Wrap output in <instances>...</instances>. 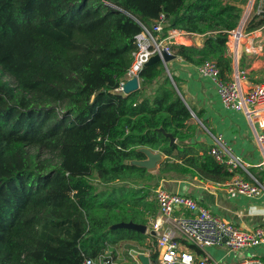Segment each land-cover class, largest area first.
<instances>
[{
    "label": "trees",
    "instance_id": "16d2710c",
    "mask_svg": "<svg viewBox=\"0 0 264 264\" xmlns=\"http://www.w3.org/2000/svg\"><path fill=\"white\" fill-rule=\"evenodd\" d=\"M247 1L0 0V264L112 262L109 247L122 241L157 260L153 235L110 226H149L154 190L172 173L214 181L233 173L198 138L168 65L170 75L162 61L143 66L137 90H117L134 37L163 14L161 37L202 35L200 46L170 44L173 54L194 65L212 59L230 79L227 33ZM262 25L264 11L246 31ZM140 147L164 155L156 173L130 163L145 157Z\"/></svg>",
    "mask_w": 264,
    "mask_h": 264
},
{
    "label": "built area",
    "instance_id": "2783aa9c",
    "mask_svg": "<svg viewBox=\"0 0 264 264\" xmlns=\"http://www.w3.org/2000/svg\"><path fill=\"white\" fill-rule=\"evenodd\" d=\"M263 11L264 0H248L243 6L238 26L227 33L226 45L234 59H237L239 54V46L242 42L240 37L248 41L258 37L261 43H264V25L249 32L246 31L252 17ZM164 19V15L161 14L150 28L143 27V30L135 35L132 61L124 79L119 83L118 91L122 92V85L126 80L133 76L139 78V71L152 55L161 53V50L172 53L169 45L178 37L186 39L192 35H199L171 29L166 36L161 37ZM197 71L200 76L208 78L213 83L225 107L242 111L250 122L258 125L260 130L256 138L264 152V81L247 86L243 83L246 77L245 71L238 69L235 70L231 79H224L219 73L216 62L212 59L197 65ZM208 152L233 173V177L227 184L228 191L247 197L261 195L263 186L256 179L248 180L239 175L240 171L247 172V167L221 137L213 138ZM154 199L158 205V213L149 220V228L154 232L155 248L159 252L155 264H225L211 257L206 252V248L224 243L228 251L238 252L251 247L264 246V224L247 229L240 228L211 213L193 197L168 191L161 186L154 190ZM178 210L184 212L178 213ZM183 241L193 245L195 250L189 249ZM197 249L200 253L196 252ZM133 261L134 264H140L138 258L133 257ZM104 262L115 264L113 261L105 260ZM85 263L96 264L97 262L87 259ZM229 264H264V258L254 254L241 256Z\"/></svg>",
    "mask_w": 264,
    "mask_h": 264
},
{
    "label": "crops",
    "instance_id": "0c3cea01",
    "mask_svg": "<svg viewBox=\"0 0 264 264\" xmlns=\"http://www.w3.org/2000/svg\"><path fill=\"white\" fill-rule=\"evenodd\" d=\"M241 41L243 42V39ZM174 43L200 46L202 36L192 35L186 39L178 37ZM244 44L241 43L239 46L240 53L237 59L232 57L233 72L229 78L231 79L235 70L238 69L246 73L245 81H243L245 85L250 86L257 82H263L264 80H260L261 77L259 76L264 74V59L262 57L264 43H259L256 46L257 48L252 44L248 52L245 51L247 47H244ZM241 56L245 57L243 69H239L238 67V61ZM167 65L173 75L178 78L182 91V95L180 92L179 94L188 107L192 109L193 117L201 126L197 135L198 138H201L211 146L214 137H221L247 167L248 171H240L239 175L248 180L256 179L264 189V152L256 138V134L260 130L258 125L250 122L242 111L225 107L213 83L208 78L199 75L197 65L186 62L176 55ZM252 74L254 75L253 77ZM163 158L164 155L162 154ZM157 168L158 163L155 169L149 171L156 173ZM230 179L214 181L201 178L198 175L172 173L171 176L159 180L157 187L161 186L171 192L189 195L211 213L232 222L240 228L247 229L264 224V190L257 197H247L242 194L233 193L227 189ZM144 181L146 180L140 179L134 182L140 184ZM177 212L181 213L184 211L178 210ZM157 213L154 216L148 215V222ZM151 231L149 226H147L146 233L151 234ZM206 252L214 259L225 264L232 263L240 256L250 254L259 255L264 258V246L231 252L222 243L207 247ZM144 254L149 257V251H145Z\"/></svg>",
    "mask_w": 264,
    "mask_h": 264
},
{
    "label": "water",
    "instance_id": "95a60500",
    "mask_svg": "<svg viewBox=\"0 0 264 264\" xmlns=\"http://www.w3.org/2000/svg\"><path fill=\"white\" fill-rule=\"evenodd\" d=\"M174 57L175 55L173 53H169L166 50H161V53H155L154 55H152L145 62L144 66L149 65L156 61H162L169 74L167 63L170 60H172ZM138 88H139V78L137 76H133L132 78L126 80L125 83L122 85V93L128 94L132 91L137 90ZM159 130H161L165 134V136L169 138L170 144L175 142L176 139L171 133L165 132L162 128H159ZM138 150L142 152L145 157L143 159H133L130 161L131 164L144 167L147 170H153L156 168L157 163L162 160V153L159 151H153L148 147H140ZM110 228L111 229H116V228L133 229L141 233H146L147 231V226L145 224L134 223L132 221H128V222L121 221V222L111 225ZM151 234L153 235L154 232L151 231ZM224 240L225 238L223 239V241ZM137 257L140 261V264L156 263V261H152V260L150 261L148 255L142 252L138 253ZM105 264H110V263H105Z\"/></svg>",
    "mask_w": 264,
    "mask_h": 264
},
{
    "label": "rangeland",
    "instance_id": "374dc122",
    "mask_svg": "<svg viewBox=\"0 0 264 264\" xmlns=\"http://www.w3.org/2000/svg\"><path fill=\"white\" fill-rule=\"evenodd\" d=\"M244 32H245V29H244ZM245 42H246V40H243V42H241V43L244 44ZM259 43H261V40L258 37H254L252 39V41L247 40L246 45L244 44V46L247 47L245 51L248 52L249 51L248 49L252 44L255 46V48H257L256 46ZM253 76L254 75L252 74V77ZM3 77L10 82H14L13 78L6 75V74H3ZM259 77H261L260 80H264V74L259 76ZM109 248H110V251H114V253L116 255V257L112 260L115 264H134L133 257L138 258L137 257L138 253H141V252L144 253L145 252L143 250V247L137 245V243L134 241L118 242L117 244L112 245ZM244 256H246V255H244ZM247 256H249V255H247ZM96 264H105V262L103 260H99ZM152 264H155V263H152Z\"/></svg>",
    "mask_w": 264,
    "mask_h": 264
},
{
    "label": "bare ground",
    "instance_id": "6f19581e",
    "mask_svg": "<svg viewBox=\"0 0 264 264\" xmlns=\"http://www.w3.org/2000/svg\"><path fill=\"white\" fill-rule=\"evenodd\" d=\"M241 39H243V40H246V42H245V45H246V43H247V39H245L244 37H240V40ZM245 47V46H244Z\"/></svg>",
    "mask_w": 264,
    "mask_h": 264
}]
</instances>
